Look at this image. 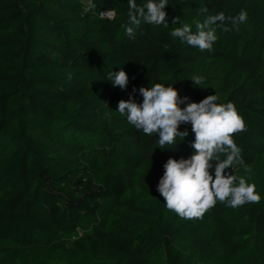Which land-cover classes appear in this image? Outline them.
<instances>
[{
	"label": "trees",
	"instance_id": "obj_1",
	"mask_svg": "<svg viewBox=\"0 0 264 264\" xmlns=\"http://www.w3.org/2000/svg\"><path fill=\"white\" fill-rule=\"evenodd\" d=\"M94 3L0 0V264H264V0H169L168 26L142 24L135 38L128 0ZM204 7L249 18L217 28L212 52L171 36L184 24L195 32ZM107 9L114 19L100 18ZM121 69L126 90L107 79ZM156 83L235 105L244 163L225 171L255 184L259 204L217 201L192 220L164 206L163 165L193 154L191 125L161 149L117 111L133 87Z\"/></svg>",
	"mask_w": 264,
	"mask_h": 264
},
{
	"label": "clouds",
	"instance_id": "obj_2",
	"mask_svg": "<svg viewBox=\"0 0 264 264\" xmlns=\"http://www.w3.org/2000/svg\"><path fill=\"white\" fill-rule=\"evenodd\" d=\"M168 3L169 0H145L143 4H138L137 0H128L127 21L124 25L126 35L135 38L136 30L142 24L167 27L165 9ZM95 9L94 0H88L85 12ZM197 15L203 19L196 22L195 32L184 24L176 27L171 36L200 51L208 52L213 51V45L218 39L217 28L227 32L230 30L229 25L243 24L249 18L245 9L232 16L225 15L223 11L215 15L208 14V9L204 7L197 10ZM99 16L101 19L112 20L116 13L107 9L100 11ZM177 20L179 17H174L173 23ZM67 78L70 81L72 74L69 73ZM107 79L113 87L127 89L129 76L123 69L109 72ZM190 80L194 86L200 87L204 83V77L200 75H194ZM137 91L143 97L140 103L135 99ZM218 100L215 94L205 97L199 103L189 102V97H180L173 85L156 83L152 87L141 86L138 90L133 87L129 99L118 102L119 114L126 116L127 122L138 131L148 136L155 133L161 149H174L189 135L187 128L179 130L181 124L191 125L194 140L189 146L194 150L193 154L187 159L169 157L163 165L164 174L156 188L167 209L189 220L201 218L217 201L237 208L248 203L259 204L261 200L255 184L247 183L245 177L238 178L233 174L234 162L244 163L233 134L243 132L245 122L232 102L221 104ZM181 104L185 107L181 108ZM210 169L214 170V175ZM226 169H232L233 173H226ZM246 170L251 171L250 168Z\"/></svg>",
	"mask_w": 264,
	"mask_h": 264
}]
</instances>
